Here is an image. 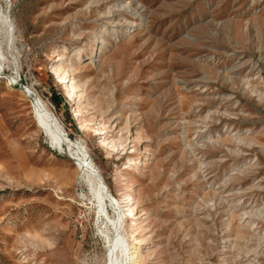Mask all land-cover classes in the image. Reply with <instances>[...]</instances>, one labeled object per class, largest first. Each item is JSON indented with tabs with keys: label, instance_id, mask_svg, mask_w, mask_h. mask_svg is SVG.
Listing matches in <instances>:
<instances>
[{
	"label": "rangeland",
	"instance_id": "374dc122",
	"mask_svg": "<svg viewBox=\"0 0 264 264\" xmlns=\"http://www.w3.org/2000/svg\"><path fill=\"white\" fill-rule=\"evenodd\" d=\"M115 4L136 26L96 56ZM0 12L13 39L0 33V264H106L113 238L83 157L125 216L140 215L122 226L135 264H264L263 2L0 0ZM57 58L83 99L59 82ZM249 60L261 74L245 83ZM39 99L64 147L37 126ZM108 111L139 139L103 143Z\"/></svg>",
	"mask_w": 264,
	"mask_h": 264
},
{
	"label": "bare ground",
	"instance_id": "6f19581e",
	"mask_svg": "<svg viewBox=\"0 0 264 264\" xmlns=\"http://www.w3.org/2000/svg\"><path fill=\"white\" fill-rule=\"evenodd\" d=\"M259 2L264 3V0H259ZM127 15L131 16L130 8H128V6L115 4L112 10H109L100 16L102 26H100V29L93 35V46L96 50V56L98 54H101L102 50L106 48L108 39L116 42L120 39V37L132 32L136 24H134V21L127 20L128 18L125 19ZM8 25L0 12V33L5 37V39L11 42L13 40L11 39L12 31ZM3 26L5 30H3ZM80 55L81 52L79 49L75 53V56L79 58ZM225 57L231 60L238 59L236 58L235 51L226 52ZM245 66L248 67L249 72L246 73V75L244 74L245 76L243 75V82H250L248 74L251 72H255L257 76L261 74V66H259V64H257L256 62L252 60L246 61ZM237 68V66H234L231 70L234 71ZM74 71L75 68L72 67L71 64H64L63 58H57L55 60L54 72L59 77V82L66 89H68L72 99H83V96L79 94L81 89L80 85H78L75 81L73 74ZM31 95L34 97L33 93H31ZM34 113L37 121V126L42 129L51 143L59 148L64 147L65 140H63L62 126L60 125L48 105L44 101L39 99L34 104ZM102 120H104L103 122L105 124L101 127V129H99L101 131L99 135L102 136L103 143L107 142V133H111L113 137H120L125 132L127 133V139L130 143H133L135 142V140L139 139V136L135 130L136 122L131 117H126L124 121H122L123 116L121 115V113L108 111L102 118ZM102 120H99V123H101ZM77 146L79 149H82L80 144H78ZM139 159H141V157L138 158V161L140 162ZM88 162L89 161L84 157L79 158V164L86 172L91 199L96 203V206L98 208V216L102 219V221H104V230L106 232H103L106 233L107 236H112L113 238L112 245L110 243L111 246L109 247V250H107L108 253L106 264H135V258L137 257L136 254L138 252L137 246H135V243L129 242L125 238V236L123 235L122 226L124 225L126 219L138 223L141 219L140 215H138L137 213L133 214L134 209L132 208L130 209V213L133 215L125 216L124 212H127L129 209L122 208H126L127 205L121 206V204L116 199L108 194L106 189L101 185L99 178L96 176L95 172ZM109 208L112 210L114 216H111L108 212ZM133 239L134 238H132V240Z\"/></svg>",
	"mask_w": 264,
	"mask_h": 264
},
{
	"label": "trees",
	"instance_id": "16d2710c",
	"mask_svg": "<svg viewBox=\"0 0 264 264\" xmlns=\"http://www.w3.org/2000/svg\"><path fill=\"white\" fill-rule=\"evenodd\" d=\"M54 104H56V103L54 102Z\"/></svg>",
	"mask_w": 264,
	"mask_h": 264
}]
</instances>
